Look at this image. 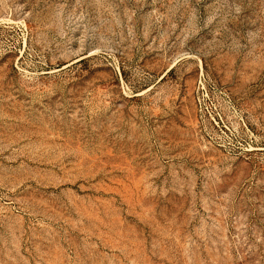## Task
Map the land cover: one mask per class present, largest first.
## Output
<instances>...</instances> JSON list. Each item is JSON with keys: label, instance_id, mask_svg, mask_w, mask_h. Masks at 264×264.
<instances>
[{"label": "rangeland", "instance_id": "obj_1", "mask_svg": "<svg viewBox=\"0 0 264 264\" xmlns=\"http://www.w3.org/2000/svg\"><path fill=\"white\" fill-rule=\"evenodd\" d=\"M0 264H264V0H0Z\"/></svg>", "mask_w": 264, "mask_h": 264}]
</instances>
